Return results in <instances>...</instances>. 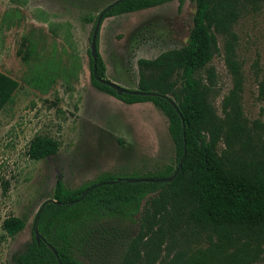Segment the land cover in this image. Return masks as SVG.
Wrapping results in <instances>:
<instances>
[{
    "label": "trees",
    "instance_id": "trees-1",
    "mask_svg": "<svg viewBox=\"0 0 264 264\" xmlns=\"http://www.w3.org/2000/svg\"><path fill=\"white\" fill-rule=\"evenodd\" d=\"M168 1L171 0H114L103 8L110 6L102 21ZM178 1L179 6L184 2ZM195 3L185 44L165 50L153 59L138 60L137 90L154 95H118L99 82V78H106V65L99 52V31L95 57L88 48L92 86L127 104L152 102L167 119L175 147V165H165L160 172L135 178L168 177L183 158L175 178L170 182H128L124 177L104 172L75 189L67 188L58 178L53 198L43 202L34 216L32 241L16 255L17 264H60L53 249L62 264H85L76 257L75 247L79 231L90 224L123 237L121 264H254L261 259L264 138H260L259 131L264 134V122L255 121L256 129H252L243 115L244 78L233 27L241 17L259 12L264 0ZM85 19L91 21L92 17ZM219 37L233 80L221 102L223 116L214 105L216 73L211 65L219 51ZM24 40L20 54L28 62L34 45L32 40ZM34 81L44 84L46 77L39 74ZM17 87L18 81L0 70V111L12 101ZM260 94L264 98V81L260 83ZM220 142L224 144L221 149ZM59 146L56 138L37 134L30 140L27 154L40 160L57 153ZM117 179L121 180L116 182ZM96 184L99 185L82 196ZM24 226L25 220L15 215L7 216L1 223L10 237ZM36 232L41 235L39 242Z\"/></svg>",
    "mask_w": 264,
    "mask_h": 264
},
{
    "label": "rangeland",
    "instance_id": "rangeland-1",
    "mask_svg": "<svg viewBox=\"0 0 264 264\" xmlns=\"http://www.w3.org/2000/svg\"><path fill=\"white\" fill-rule=\"evenodd\" d=\"M113 1L0 0V70L18 81L12 101L0 111V264H17L16 255L32 241L34 216L53 198L58 178L75 189L104 172L135 178L176 163L167 119L152 102L127 104L90 82V36L98 14ZM195 6V0H184L181 6L171 0L106 17L99 29L106 78L136 90L138 60L184 45ZM233 30L244 78L242 111L256 129V123L264 122V7L241 17ZM24 38L34 45L28 62L20 54ZM218 46L211 65L216 73L214 105L223 116L221 102L233 80L221 37ZM39 74L46 77L44 84L34 81ZM37 134L56 138L57 153L31 159L27 149ZM9 215L25 220L13 237L1 227ZM123 242L100 225H86L79 231L75 255L85 264H121ZM254 264H264V253Z\"/></svg>",
    "mask_w": 264,
    "mask_h": 264
},
{
    "label": "water",
    "instance_id": "water-1",
    "mask_svg": "<svg viewBox=\"0 0 264 264\" xmlns=\"http://www.w3.org/2000/svg\"><path fill=\"white\" fill-rule=\"evenodd\" d=\"M110 6L106 7L105 9H102V11L98 14L97 16V19L95 21V24H94V27H93V31H92V34H91V40H90V53L93 57H95V53H96V38H97V35H98V31L100 29V25L102 23V19H103V16H104V13L105 11L109 8ZM99 82L111 87L112 89H114L118 95H121L122 93H130V94H141V95H154L155 93L154 92H141L139 90H134V89H128L126 87H123L121 85H119L118 83L112 81V80H109L108 78H99L98 79ZM170 103L173 105V107L176 109V111L179 113V110L176 106V104L174 103V101L171 99L170 100ZM182 160L183 158L180 160V162L178 163V166L177 168L175 169V171L173 172L172 175L168 176V177H164V178H157V179H154V178H124L126 181L128 182H141V181H149V182H170L172 181L180 166H181V163H182ZM119 180L121 179H117L116 182H118ZM99 184H96V185H92L90 187H88L83 193H82V196H84L89 190H91L92 188H94L95 186H98ZM40 237L41 235L39 233H35V239L37 242H39L40 240ZM53 253L57 259V261L61 263L60 259H59V256L56 252L55 249H53Z\"/></svg>",
    "mask_w": 264,
    "mask_h": 264
}]
</instances>
